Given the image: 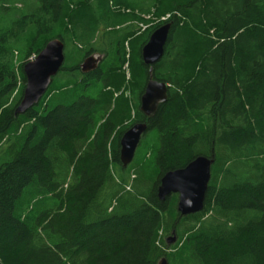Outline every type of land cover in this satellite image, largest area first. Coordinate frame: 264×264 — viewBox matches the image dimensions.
<instances>
[{
  "label": "trees",
  "instance_id": "trees-1",
  "mask_svg": "<svg viewBox=\"0 0 264 264\" xmlns=\"http://www.w3.org/2000/svg\"><path fill=\"white\" fill-rule=\"evenodd\" d=\"M17 5L0 33V264H264V0H0V13ZM152 17L168 18L142 31ZM166 22L152 75L168 99L148 118L141 50ZM29 34L45 40L28 55L60 38L66 59L16 116ZM89 55L103 63L83 73ZM129 120L148 123L149 158L124 168ZM201 155L215 158L205 206L182 216L158 188Z\"/></svg>",
  "mask_w": 264,
  "mask_h": 264
},
{
  "label": "water",
  "instance_id": "water-1",
  "mask_svg": "<svg viewBox=\"0 0 264 264\" xmlns=\"http://www.w3.org/2000/svg\"><path fill=\"white\" fill-rule=\"evenodd\" d=\"M171 23L166 22L157 27L141 50L142 60L149 66V80L140 98V111L148 118L156 115L160 105L168 99V84L153 78V66L159 62L165 52ZM65 43L60 38H53L31 60L23 65L26 79L21 100L15 108V115L26 113L44 97L54 77L58 75L65 63ZM99 60L90 56L82 63L83 71L98 67ZM148 131L147 122H137L128 128L120 138V162L124 168L135 159L138 147ZM214 156H198L185 167L167 172L161 179L158 198L165 201L173 194L178 195V212L187 216L201 212L205 206L206 195L211 180ZM177 236L167 239L169 245L175 243ZM158 264H168L164 257Z\"/></svg>",
  "mask_w": 264,
  "mask_h": 264
},
{
  "label": "rangeland",
  "instance_id": "rangeland-1",
  "mask_svg": "<svg viewBox=\"0 0 264 264\" xmlns=\"http://www.w3.org/2000/svg\"><path fill=\"white\" fill-rule=\"evenodd\" d=\"M18 9H21V5H19V6L17 5V7L10 6L8 10L0 13V33H2L4 30H6L7 28L10 27L11 21L13 20L11 13L19 11ZM147 18H150V17H147ZM166 18H168V17H162V18L152 17L150 20L153 19V21L150 24H144V25L140 24L141 29L143 31V30L147 29L149 26H153V25L155 26V25L161 23L162 21H164ZM44 40L45 39L38 37V36H34L33 34L22 36V38L19 39V41H18L17 48L15 49V64H16V66L22 65V64L28 62L29 60L33 59L36 56L34 54L35 52H33V54H31V55H28L27 54L28 47H30V45L33 47L38 46L39 44H42ZM69 50H71V52H72V53H70V54H72V56L69 60L70 64H71V63L75 62L78 58L76 57V54H77L76 47L73 48L72 46H70ZM128 52H130V51L128 50ZM95 57H96V59L101 58L100 56H97V55ZM124 69H126L125 71H126L127 77L130 78L131 76H130V72L128 71V69H129L128 65H125ZM63 79H64V76L63 75L60 76L59 84H61L63 82ZM126 94L131 98V103H132V105H134L135 98L137 96L136 90L135 91L134 90H127ZM139 108H140V103H139ZM132 114L134 115V112ZM132 123L133 122H131V120H129L125 123V126H128L127 129L133 125ZM146 134L143 137V141H144L143 151L144 152H141V146H142L143 141H142L141 145L138 147L137 152H136V158H138V156H139L140 158L142 157L144 160H147V158H149L148 157L149 153H147V152L149 151V143L148 142L150 140V136H148ZM146 150H148V151L145 152ZM134 178H135V174H132V179H134ZM172 236H173L172 234H169V237H172ZM169 237H166V238H169Z\"/></svg>",
  "mask_w": 264,
  "mask_h": 264
},
{
  "label": "flooded vegetation",
  "instance_id": "flooded-vegetation-1",
  "mask_svg": "<svg viewBox=\"0 0 264 264\" xmlns=\"http://www.w3.org/2000/svg\"><path fill=\"white\" fill-rule=\"evenodd\" d=\"M90 56H93V57H95L96 55H89V56H87L86 58H88V57H90ZM97 56H99V55H97ZM101 57V56H100ZM85 58V59H86ZM84 59V60H85ZM98 59V58H97ZM103 59H104V57H101L100 59H98L99 60V63H98V66H100L102 63H103ZM84 62V61H83ZM82 62V63H83ZM82 63H81V70H82V72L83 73H89V72H91V71H93V70H91V71H87V72H85V71H83V69H82ZM98 68V67H97Z\"/></svg>",
  "mask_w": 264,
  "mask_h": 264
}]
</instances>
